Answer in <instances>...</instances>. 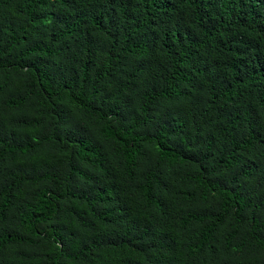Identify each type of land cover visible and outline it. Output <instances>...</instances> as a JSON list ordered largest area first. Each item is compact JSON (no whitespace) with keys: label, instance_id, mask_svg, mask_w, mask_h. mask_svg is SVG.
<instances>
[{"label":"trees","instance_id":"obj_1","mask_svg":"<svg viewBox=\"0 0 264 264\" xmlns=\"http://www.w3.org/2000/svg\"><path fill=\"white\" fill-rule=\"evenodd\" d=\"M0 264H264V0H0Z\"/></svg>","mask_w":264,"mask_h":264}]
</instances>
